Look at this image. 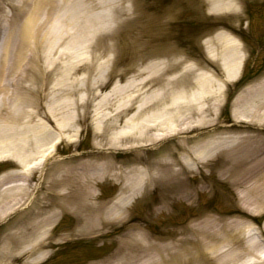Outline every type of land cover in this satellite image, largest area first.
<instances>
[{"label":"bare ground","instance_id":"6f19581e","mask_svg":"<svg viewBox=\"0 0 264 264\" xmlns=\"http://www.w3.org/2000/svg\"><path fill=\"white\" fill-rule=\"evenodd\" d=\"M242 1L207 0L217 15L238 14ZM6 5L16 10V26L3 52L5 63L14 55L12 65L0 72V160H12L19 168L0 178V222L16 210H28L11 224L17 225L15 231L3 238L0 264H44L56 243L106 236L127 223L133 206L157 187L163 197L155 214L166 212L173 200L193 202L206 186L193 189L189 179L217 158L223 159L222 176L232 178L239 190L242 208L253 216L264 210V76L233 101V119L246 124L242 131L203 139L192 135L197 127L214 125L210 117L221 108L226 85L239 78L244 48L238 38L223 30L210 37L206 52L212 63L187 65L152 100L138 106L132 100L115 110L103 106L95 127L100 152L64 157L58 144L79 134V109L96 96V87L89 82V69L78 63L69 64L55 82L50 80L61 55L69 54L60 50L71 43L95 49L103 35L133 17L135 2L0 0L1 10ZM216 64L222 76L214 74ZM177 65L168 62L164 70ZM82 72L86 96L66 86L71 76ZM152 83L144 82L140 90ZM126 117L129 130L114 132ZM252 126L257 127L254 135ZM169 139L175 144L144 159L145 151L156 146L159 150ZM118 149L135 157L119 164L107 153ZM36 173L39 180L32 187ZM109 181L120 190L103 201L96 187ZM66 212L76 217L75 227L53 241L50 232ZM174 235L171 242L158 243L139 224L129 225L118 237L117 250L97 264H264V223L255 227L244 220L208 217Z\"/></svg>","mask_w":264,"mask_h":264},{"label":"rangeland","instance_id":"374dc122","mask_svg":"<svg viewBox=\"0 0 264 264\" xmlns=\"http://www.w3.org/2000/svg\"><path fill=\"white\" fill-rule=\"evenodd\" d=\"M131 1L135 2L133 17L125 19L114 33L103 35L97 41L95 49L88 47V44L71 43L60 50L69 54L61 55L59 66L56 71L51 72L50 80L55 82L59 79L69 64H81L89 69V82L96 87V96L91 97L88 105L79 109L82 116V120L76 124L79 134L76 137L70 136L71 141L58 144L59 155L67 157L75 153H83L85 156L98 154L100 151L96 146L98 135L95 127L99 123L97 116L102 107L107 105L115 110L132 100L136 106L144 104L162 93L167 80L174 79L172 77L187 65L212 63L206 52V41L221 30L241 41L244 48L243 67L239 78L226 85L223 104L216 115L210 117L214 120V125L197 127L192 135L203 139L227 136L234 130L242 131V126L246 124L233 119V101L243 89L264 76V0H243L238 14L222 15L213 13L207 0ZM15 13V8L10 5L0 9V72L3 69L8 72L14 58L12 54L10 61L5 63L3 52L10 31L16 26ZM41 60L38 64L40 67L44 64L43 59ZM175 61H178V65L174 69L164 70L166 63ZM212 70L214 74L222 76L218 65ZM85 73L71 76L66 85L70 89L81 90L80 96H86ZM148 80L153 82L151 88L140 90ZM175 90L177 89L172 91ZM111 110L104 109L103 112ZM71 112L75 113L74 110ZM127 118L123 119L120 128L114 132L129 130ZM252 128L251 133L254 135L257 127ZM174 142L169 139L160 143L159 150L156 146L151 151H145L144 159L162 153L166 146L174 145ZM107 153L119 164L135 157L134 153L122 149ZM222 161L223 159L217 158L211 165L192 174L188 181L191 188H198L202 184L206 186V190L195 195L193 202L173 200L166 212L155 214L153 210L159 206L163 197L161 187H157L138 200L130 211L127 223L115 226L103 237H72L67 242L56 243L44 264H97L117 250L120 233L132 224H139L143 232L158 243L171 242L172 235L208 217L220 222L244 220L255 227H261L264 223V210L253 216L242 208L238 200L239 190L233 185V179L222 176ZM18 168L12 160H0V178L6 172ZM38 180L39 174L36 173L31 179L32 187ZM119 190L120 186L110 181L96 187L103 201L113 199ZM26 210L28 209L16 210L13 215L0 222V244L7 234L15 231L17 225L11 224ZM75 223L74 215L68 212L60 215L50 232L52 240L69 235ZM13 264H22V261L17 260Z\"/></svg>","mask_w":264,"mask_h":264}]
</instances>
